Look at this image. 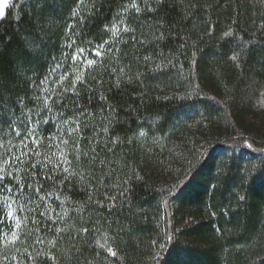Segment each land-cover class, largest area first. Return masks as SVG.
<instances>
[{"label":"trees","instance_id":"16d2710c","mask_svg":"<svg viewBox=\"0 0 264 264\" xmlns=\"http://www.w3.org/2000/svg\"><path fill=\"white\" fill-rule=\"evenodd\" d=\"M0 264H264V0H0Z\"/></svg>","mask_w":264,"mask_h":264},{"label":"snow or ice","instance_id":"6c2138e0","mask_svg":"<svg viewBox=\"0 0 264 264\" xmlns=\"http://www.w3.org/2000/svg\"><path fill=\"white\" fill-rule=\"evenodd\" d=\"M134 6H135V5H134ZM113 34L115 35V33H113ZM96 55H100V53L97 52ZM73 59H76V57H73ZM87 63H88L89 65H91V64H93V61H92V60H88ZM77 78L79 79V77H77ZM65 162H67V161H65ZM65 171L67 172L68 169H65ZM9 215H11V213H9ZM12 238L15 239V233H13V237H12Z\"/></svg>","mask_w":264,"mask_h":264}]
</instances>
